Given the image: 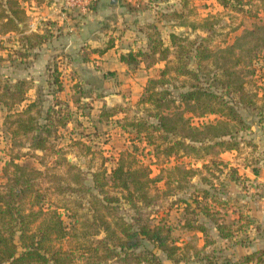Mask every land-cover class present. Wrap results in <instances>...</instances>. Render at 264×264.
Instances as JSON below:
<instances>
[{"label":"rangeland","instance_id":"obj_1","mask_svg":"<svg viewBox=\"0 0 264 264\" xmlns=\"http://www.w3.org/2000/svg\"><path fill=\"white\" fill-rule=\"evenodd\" d=\"M30 1L21 0L26 9ZM142 2L143 4L134 7V10L131 9L133 6H129V13L126 15L121 11H112L102 17L103 27L100 33L102 36H107L103 46L108 43L109 39L116 38L120 41L119 47H130L132 43L135 46L143 44L146 46L149 37L155 38L158 32L161 37L169 39L170 32L174 30L170 22H179V20L185 23L181 24V27L176 26L178 34L192 39L197 37L198 40L205 37V44L211 52V56L207 59L210 72L200 74L199 80L189 76L168 75L165 82L154 83L153 90L159 92L168 88L174 96H177L180 91L185 90L192 83H200L233 102L244 118L243 128L237 126L234 133L239 144L236 151L240 155L238 154L237 159L241 165L249 166L248 171L244 169L241 171L234 165L228 166L220 156L218 147L201 157H196L194 154L182 155L181 149H179L180 153L172 154L170 157L165 152L167 139L159 132L151 133L154 144L145 145L140 137H134L135 134H130L127 129H123L122 122H128L129 119L144 117L149 122H156L153 117L149 116L155 110L150 109V103L142 102V99H145L149 93L146 92V86L149 84L147 82L139 95H132V91L126 92L127 99H124V104L117 105L120 107L118 112H127L125 117L127 119L122 118L116 122L121 131L114 132L112 130L114 125L108 126L98 122L99 124H92L97 128L93 137L90 135L89 138L84 136L80 139L77 136L80 129L75 125L68 128L60 127L58 131L54 125H50L48 147L44 150L29 151L27 147L19 144L12 146L11 138L2 123L5 112H1L0 181L2 183L6 181L4 168L11 160L27 167L37 168L39 175L36 178V187L42 193L46 205L57 208L61 212L67 226L69 235L58 241L56 246L63 250H72L74 260L71 264H127L124 261L113 259L105 261L101 258L103 248L99 246L98 251L95 248L98 240L105 237V232L100 227L92 226L91 222L93 206H96L92 195H96L99 199L104 196L99 193L98 188H94L92 173L106 169L109 175L116 158L121 154L129 155V160L134 159L144 166L150 163L152 176L158 178L150 187L149 194L152 201L148 205H142L139 202L136 206H131L122 197L125 193L107 185L105 186L106 193L120 198L112 203L113 211L129 222L167 225L171 229L172 239L181 248L177 252L178 256L183 259L174 263L165 252L148 240H144L143 245L137 251L151 249L164 264H264V242L260 244V247H258V242H252L254 236L264 239V233L259 229L255 233L248 232L242 226L248 224L249 219L237 217L238 211L244 209L243 206L248 207L246 200L252 201L264 196V163L263 167L253 166L261 159L264 160V155H260L262 151L258 148L264 138V0H242L241 3L232 0L233 4L226 5L224 8L213 6L214 3L204 0H145ZM207 4L211 7L209 11L206 8ZM139 9L144 11L142 18L135 15ZM177 9L183 11L180 19L173 13V10ZM33 16L27 15L22 31L0 37L2 84L8 82L12 85L17 78L15 73L20 68L16 53L19 50L18 38L24 42L22 37L30 34L31 25L37 22ZM192 22H195L196 27L190 24ZM257 25L263 26L259 35L247 34ZM53 35L49 33L50 39L47 43L34 49L50 54L43 60V63L51 68L62 59L65 60L63 64H75L76 61L82 63L84 54L94 48L92 43H86V45L81 44L80 47L66 51L65 47L61 46L62 43L53 41ZM257 36L260 38L256 39ZM235 42L237 46L234 52L240 54V61L232 68L239 72L240 82L243 83L252 99L251 104L240 103L238 97L233 96L232 93L227 95L220 81L213 79L214 74H217L218 78L226 76L225 66L231 68L230 62H224V57L229 54L220 50ZM230 58L233 60V56ZM154 72L151 78H159V72L158 74ZM144 76L145 74L143 78ZM43 90L45 89H36L34 95L40 98L37 108L44 113L53 103L50 102L51 93ZM112 90L110 88L106 92ZM93 92L86 87L77 89L72 96L91 97ZM136 93H138L137 90ZM96 94L104 93L102 91ZM232 97L237 100V103L231 101ZM73 102L72 105L68 104L69 107L63 105V112H74L73 122L75 123L76 120H81L78 118V110ZM82 102L89 101L82 99ZM82 102L78 108L83 113L91 112L87 106H84L86 103ZM186 116L192 118L190 121L193 124H200L215 118V115L198 118L194 117L195 115L191 112H186ZM40 122H45L44 116L40 118ZM81 122L84 123V121ZM71 133L72 135L77 133L76 139H73ZM66 161L78 166L81 175L85 177L86 184L92 188L91 192L69 190L60 192L57 189L58 186H65L69 181ZM11 169L12 167H9V171ZM75 171L73 169L72 172ZM247 172L251 174V177ZM238 194L244 195L241 200L237 197ZM227 195L230 196L229 199ZM101 212L105 214L106 210ZM241 220L245 222L239 223L238 221ZM98 229H100L99 233L93 234ZM249 255H253L254 259L247 261L246 257Z\"/></svg>","mask_w":264,"mask_h":264},{"label":"trees","instance_id":"obj_2","mask_svg":"<svg viewBox=\"0 0 264 264\" xmlns=\"http://www.w3.org/2000/svg\"><path fill=\"white\" fill-rule=\"evenodd\" d=\"M34 1L40 4L50 0ZM217 1L223 6L233 4L232 0ZM173 13L177 17L182 16L176 10ZM26 18L27 11L21 0H0V37L22 31ZM191 25L196 27L195 24ZM261 28L263 26L257 25L247 34L259 35ZM46 30L48 28L45 27L42 33L32 31L22 37L24 42L19 38L20 47L25 50L39 48L49 39L50 32ZM157 34L155 38L149 37L146 46H140L136 51L131 49L121 55L122 61L134 66L144 63L146 67H151L159 61H165V66L159 70V78H149V84L146 86V92L149 93L142 99V102L150 103V109L155 110L149 116L156 122H149L144 117L129 119L128 122H122V128L127 129L130 134H135L134 137H140L145 145L154 144L151 133L159 132L167 139L165 152L170 157L172 154L180 153L179 149L182 155L194 154L196 157L210 153L215 147L220 148V152L238 149L239 144L234 133L237 126L243 128L244 118L233 102L226 100L224 95L211 91L200 83H192L177 96L168 88L159 92L153 90V84L165 82L168 75L189 76L199 80L200 74L210 72L207 59L211 52L205 44L206 38L201 37L198 40L197 37L192 39L170 32L169 42H166L159 32ZM258 38L260 37L257 36L256 39ZM236 46L237 42L221 48V52L229 54L224 57V62H230L231 68L224 65L226 76L218 78V75L214 74L213 79L220 81L227 95L232 93L238 97L240 103L251 104L252 99L240 82L239 72L232 68L240 61V54L234 52ZM109 47L110 44L107 48ZM248 50L250 52V49ZM230 56H233V60ZM192 61L194 63H191ZM57 76L58 74H53L55 83H58ZM58 84L60 89V83ZM28 89L29 83L26 80L11 85L8 82L2 84L0 79V113L5 112L2 123L11 138L12 146L19 144L27 147L29 151L44 150L48 147L49 126L54 125L58 131L60 127L74 123V112H63L61 101L56 99L43 113L37 108V101L24 103ZM73 101L79 115L90 113H83L78 108L82 102L81 96H74ZM231 101L237 103L233 97ZM82 103H86L84 106L91 110L89 102ZM65 105L68 106L67 103ZM118 109L120 107L104 105L98 120L108 125L119 113ZM186 112H191L198 118L207 115H215V118L193 124L190 121L191 117L186 116ZM42 116L45 121L43 123L40 122ZM125 117L126 115L123 118L127 119ZM74 124L80 129L78 135V132L75 133L80 139L84 136L89 138L90 135L93 137L96 131L86 130L87 125L81 121L76 120ZM75 135H72L73 139H76ZM128 156L121 154L116 158L109 175L106 169L92 173L94 188H98L99 193L104 194L100 199L92 195L96 206H93L91 225L100 227L105 232V237L98 240L95 249L98 251L99 246L103 248L101 258L105 261L113 259L127 264H164L151 249L137 251L143 245V241L148 240L177 263L183 259L177 253L181 248L172 239L171 229L167 225L129 222L113 211L112 203L120 198L106 193L105 186L110 185L125 193L122 197L131 206H136L139 202L148 205L152 201L150 187L158 180L151 174L150 163L144 166L134 159L129 160ZM66 164L69 181L57 189L60 192L66 190L91 192L92 188L86 184L78 166L70 161H66ZM9 167H12L10 171ZM73 169L76 171L72 172ZM4 173L6 181L4 183L0 181V264H71L74 260L72 250H63L56 246L58 241L69 235L63 216L57 208L46 205L42 193L35 185L39 170L11 160L6 164ZM102 210H106V213L101 212ZM100 229L95 230L93 234L99 233ZM253 259V255L246 257L247 261Z\"/></svg>","mask_w":264,"mask_h":264},{"label":"crops","instance_id":"obj_3","mask_svg":"<svg viewBox=\"0 0 264 264\" xmlns=\"http://www.w3.org/2000/svg\"><path fill=\"white\" fill-rule=\"evenodd\" d=\"M142 1L145 0H118L117 3H112L111 0H100L90 13L84 17H80L73 12L61 9V0H50L49 2L44 1L40 4L31 0L30 5L26 9L27 15H34L33 19L37 22L34 25H31L32 28L30 29V33L32 31L42 33L46 27L48 28V30H46L47 32L54 34L52 36L53 41L62 43L61 46L65 47L66 51L75 47H80L81 44L86 45V43H92V47L94 48L90 52L84 54L82 63L76 61L75 64H63V61L65 60L62 59V61H58V64L53 66L54 68H51V66H45L43 63V60L48 57V52L34 50V47L25 50L23 47H20L18 40L19 50L16 51V53L18 54L17 57L20 68L18 72L15 73L17 78L14 80V83L20 80L28 81L29 89L26 94L27 99L24 103L32 101H37V103H39L40 98L34 94L36 93V89L43 88L51 93V103L54 104L57 99L61 101V105H65L66 103L72 105V94L75 93L77 89H85L87 87L94 91L93 95L91 97L81 96V99L89 101L92 106L91 112L88 115H79L78 113V118L81 121H84L85 125H87L86 130L92 131L97 129L94 125L95 123L100 122L98 117L100 110L104 105L109 107L117 105L121 106V104H124V99H127L126 92L128 93L132 91V95H139L141 89L146 85L149 78L152 77V72L155 71L154 73L158 74L159 70L165 66V61H159L151 67H146L144 63H141L138 66L128 64L121 60V55L126 54L131 49L136 51L140 46H144V44L135 46L132 43L130 47H119L120 41L116 38L109 39L108 43L103 46V43H106L107 36H102L100 32L103 27L102 17L104 15L112 13V11H121L126 15L129 13V6H133L131 9L134 10V7L143 4ZM204 1L214 3L212 4L213 6L215 5L221 8L225 7L217 0ZM207 5L206 8H208L207 11H209L211 7L209 6L210 4ZM176 11L179 13L183 12L179 9ZM136 14L137 17L142 18L144 11L139 9L136 11L135 15ZM170 23L174 28L173 32L179 33L176 26L181 27L182 22L179 20V22L171 21ZM194 23L195 22H192L190 24ZM189 28L191 31L190 26ZM47 41L43 44H46ZM165 41L169 42V39H165ZM108 44H110L111 47L107 48ZM76 55L79 56L80 54L76 53ZM26 60L28 61V64ZM53 74H58L57 77L58 83H60L61 86L60 89H58L59 84L55 83L53 80ZM143 74H145L144 78ZM110 88L113 90L111 92H106V90H109ZM136 90L138 93L135 94ZM95 91L98 93L103 91L104 94H96ZM122 110L125 111L124 109ZM126 114V111H120L111 119L108 126L114 125V129H112L114 132L121 131L116 122L120 121L119 119H122ZM92 123L94 125H92ZM71 125L75 124L70 123L66 128ZM104 129L107 128L104 127ZM260 137L262 138V134H260ZM258 148L262 151L260 155H264V138L260 142ZM219 154L228 166H237L241 171L249 168L248 165H241V163L238 162L237 158L240 153L236 150H226ZM263 163L264 160L261 159L260 162H256L253 166L257 165L258 167H263ZM247 173L249 176L251 175L249 172ZM242 196L240 194L237 195L238 198L240 197V200ZM227 197L229 199L230 196L227 195ZM246 201L248 202V207L243 206L244 209L237 213V217L241 219L246 217L249 219V223L244 224L242 227H245L244 229L251 233H255L257 229L264 233V196L260 197V199ZM238 222L244 223L245 221L241 220ZM252 242H258V247H260V244L264 242V239L259 236H254Z\"/></svg>","mask_w":264,"mask_h":264},{"label":"built area","instance_id":"obj_4","mask_svg":"<svg viewBox=\"0 0 264 264\" xmlns=\"http://www.w3.org/2000/svg\"><path fill=\"white\" fill-rule=\"evenodd\" d=\"M100 0H61V9L73 12L75 15L84 17L92 11Z\"/></svg>","mask_w":264,"mask_h":264},{"label":"water","instance_id":"obj_5","mask_svg":"<svg viewBox=\"0 0 264 264\" xmlns=\"http://www.w3.org/2000/svg\"><path fill=\"white\" fill-rule=\"evenodd\" d=\"M118 0H111L112 3H117Z\"/></svg>","mask_w":264,"mask_h":264}]
</instances>
